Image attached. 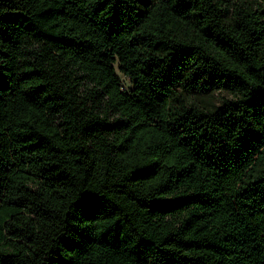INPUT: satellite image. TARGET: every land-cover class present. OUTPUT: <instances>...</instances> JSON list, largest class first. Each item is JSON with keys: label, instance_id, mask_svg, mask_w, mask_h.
<instances>
[{"label": "trees", "instance_id": "1", "mask_svg": "<svg viewBox=\"0 0 264 264\" xmlns=\"http://www.w3.org/2000/svg\"><path fill=\"white\" fill-rule=\"evenodd\" d=\"M0 264H264V0H0Z\"/></svg>", "mask_w": 264, "mask_h": 264}, {"label": "rangeland", "instance_id": "2", "mask_svg": "<svg viewBox=\"0 0 264 264\" xmlns=\"http://www.w3.org/2000/svg\"><path fill=\"white\" fill-rule=\"evenodd\" d=\"M122 75V74H121ZM122 78H123V81H124V84L127 85V86H131V83L129 81L128 78H126L125 76L122 75Z\"/></svg>", "mask_w": 264, "mask_h": 264}]
</instances>
